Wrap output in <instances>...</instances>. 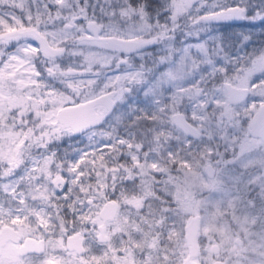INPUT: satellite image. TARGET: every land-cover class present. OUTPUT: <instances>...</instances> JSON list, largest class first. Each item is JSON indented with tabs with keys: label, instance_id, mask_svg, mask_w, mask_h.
<instances>
[{
	"label": "snow or ice",
	"instance_id": "obj_1",
	"mask_svg": "<svg viewBox=\"0 0 264 264\" xmlns=\"http://www.w3.org/2000/svg\"><path fill=\"white\" fill-rule=\"evenodd\" d=\"M0 264H264V0H0Z\"/></svg>",
	"mask_w": 264,
	"mask_h": 264
}]
</instances>
